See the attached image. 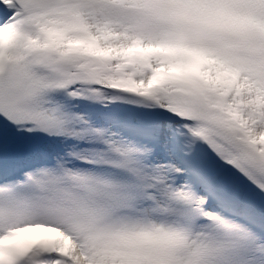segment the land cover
<instances>
[{"label":"snow or ice","instance_id":"1","mask_svg":"<svg viewBox=\"0 0 264 264\" xmlns=\"http://www.w3.org/2000/svg\"><path fill=\"white\" fill-rule=\"evenodd\" d=\"M0 264H264V0H0Z\"/></svg>","mask_w":264,"mask_h":264}]
</instances>
